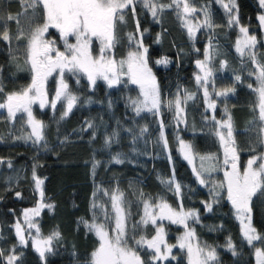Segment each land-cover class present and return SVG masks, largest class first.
<instances>
[{"label":"trees","instance_id":"trees-1","mask_svg":"<svg viewBox=\"0 0 264 264\" xmlns=\"http://www.w3.org/2000/svg\"><path fill=\"white\" fill-rule=\"evenodd\" d=\"M156 4L166 6L163 10L158 8L156 18L135 3L134 12L133 6L125 10V22L118 28L114 52L123 56L133 49L127 41L129 33L143 34L148 65L157 80L163 104L160 115L136 116L127 100L135 98L137 90L125 82L114 89L99 82L91 89L84 79L77 82L72 76L68 77L69 90L78 100L68 116L61 119L66 110L63 102L55 109L34 110V117L45 125L44 139L39 143L28 139L29 130L23 116L11 123L5 112L0 113V250L4 252L0 264H6L5 257L14 245L17 264H89L99 240L81 220L92 222L93 214L98 213L93 204L98 201L108 209L109 202L103 190L111 195L115 189L123 193L125 204L122 206L131 213L126 221L129 237L151 238L161 226L169 243L174 244L175 237L185 226L138 224L144 212L143 200L153 205L163 200L176 210L182 205L183 210L197 212V221L188 222L186 229L194 230L202 246L216 250L215 264H254L255 248H264L259 241L254 242L253 247L242 239L227 198L226 185L223 189L216 187L224 181L222 153L213 127L204 121L208 114L194 80V63L204 59L208 44L210 58L207 63L213 73L209 90L211 100L216 103L213 116L223 119L225 107L228 109L238 165L242 170L248 158L263 152L264 124L258 115L255 91L249 87L253 85L248 76L251 64L248 59L239 58L234 50L236 29L228 26L214 0H189V6L197 10L191 15L192 19L205 21L207 12L212 24L211 27L203 24L190 38L173 0H156ZM23 11L21 0H0V17L4 18L0 19V33L7 30L11 37L8 41L0 38V86L3 87L0 103L5 102L7 94L21 91L31 81L32 73L26 62L27 39L16 37L21 29L27 36L31 28L42 24L43 12L42 8L38 9L37 18L29 24L25 16L19 15ZM28 11L31 14V10ZM258 13L257 0H235L238 25L257 37V48L261 50ZM9 15L18 17V22L7 19ZM158 59H166L168 63L158 66ZM223 62L226 63L222 66ZM236 76H240V80L237 81ZM49 86L52 97L54 82ZM226 88L235 91L226 97L215 96V91ZM188 94L193 98L182 103L183 125L176 129L168 102L176 95L184 101ZM161 122L166 145L157 139L162 130V127L159 130ZM177 135L192 145L194 167L201 173L204 184L198 183L190 166L180 158ZM109 137L111 141L106 143ZM207 155L216 157L204 162L205 167L214 168L211 172L200 167L199 157ZM36 178L43 181L41 192L47 205L37 220L40 234L46 238L53 232L60 233L54 238L52 251L44 262L29 244H18L12 227L21 210L38 201L34 190ZM176 183L181 185L180 194L175 191ZM216 192L220 195L216 196ZM250 208L252 226L258 234H264V195H255ZM133 225H137L135 231ZM229 238L234 250L227 247ZM129 244L147 264L152 255L147 247L137 246L132 240ZM154 264H187L186 252L176 248L169 260Z\"/></svg>","mask_w":264,"mask_h":264},{"label":"snow or ice","instance_id":"snow-or-ice-1","mask_svg":"<svg viewBox=\"0 0 264 264\" xmlns=\"http://www.w3.org/2000/svg\"><path fill=\"white\" fill-rule=\"evenodd\" d=\"M135 0H21L22 8L24 11L19 15H23L29 21V24L34 22L38 16V9L42 8L43 23L30 29V32L25 36L24 31L21 29L17 35V39H27V63L30 64L32 72L31 83L24 87L21 91H14L6 96V101L0 103V109L6 108L9 118H15L18 112L27 113L28 124L31 126L32 132L28 139L34 138V143H39L44 139L43 129L45 125L33 116L32 105L39 103L40 108L49 105L55 109L57 102L66 101V110L62 113L61 119L68 116L75 106L78 97L73 95L69 90V85L64 80L65 71L76 75L83 73L87 76L88 81L95 85L98 78L107 81L109 87L121 83V78L127 76L132 84L139 85L142 99L132 100L135 106L137 115L144 110L149 112H159L161 107V98L159 86L156 78L152 73L151 68L148 66L147 51L143 47L142 41L137 42V51H129L127 57L117 60L111 54V50L118 43L116 35L117 22H125V10L129 6L134 8ZM145 8L151 11L155 17L158 8L163 10L165 5H157L155 0H142ZM183 4V14L187 15L194 13L197 10L189 6V0H173V4L179 8ZM260 4L264 7V0H260ZM172 5H167L171 7ZM223 7L231 13L232 8L228 4ZM31 10L29 14L28 10ZM206 19L204 24L211 27V20L209 14L205 12ZM0 19H4L0 17ZM7 19H17L9 15ZM260 25L264 26V14L258 17ZM238 23V17L231 18L229 24ZM189 34H193L194 27L187 25ZM196 27H199L198 25ZM56 29L59 32V38L63 41L64 50L61 51L56 47L55 40L45 39V34L49 29ZM137 30L139 24L137 22ZM243 38L237 41L236 50L243 56L247 51L250 60L252 61L254 70L250 75H255L258 86L254 89L257 93L259 118L264 121V63L257 59L256 52L254 51L257 44V37L249 35L248 29L241 27ZM69 37L75 38V43L69 42ZM0 38L5 41L11 39L7 30L0 33ZM93 39L98 40L99 55L93 56L92 44ZM129 41L135 40L133 33L128 34ZM143 49L140 51L139 49ZM209 54L206 50L205 60H198L197 66L200 68L203 75H196L198 85L203 87V93L207 107L213 111L216 108L215 101L210 100L211 94L209 93V81L212 77V69L206 66ZM156 63L167 64L168 61L158 60ZM226 62L222 63L225 64ZM58 72L60 76L59 87L55 91V97L49 101L48 92L46 89V82L53 73ZM235 79L240 80V76ZM251 88L252 86L249 85ZM214 88V82H213ZM234 88H226L222 91H215L217 97H226L229 93L234 92ZM0 92H3V87L0 86ZM193 95L188 94L185 100L182 101L178 96L175 101H169V107L175 105L177 115L182 113L184 109L181 107L182 103L186 100L192 99ZM111 103V102H109ZM224 112L227 114V119L223 121H216L218 127L216 135L219 137L220 143L224 151V165H231V170L224 171V181L220 182L216 187L223 189L226 184L228 199L236 208L238 215L243 219L247 217L248 224L243 226V235L249 245L255 247L254 242L259 241L264 244V234H258L257 230L251 226L250 223V201L257 195H264V154L254 155L248 161L243 171L238 165V154L236 141L233 135L232 117L228 114V109L225 107ZM215 120V116L212 117ZM89 123V127H91ZM161 127L163 124L161 122ZM146 129H142L145 131ZM161 138L166 139L161 132ZM111 138L106 140L109 143ZM264 143V141H262ZM181 151L184 153L186 159L191 163L194 159L192 154V145L180 140ZM201 169L205 172L214 170L212 167H205V161L215 160L214 155L200 156ZM117 162H122L117 160ZM11 166V165H9ZM95 167V164L93 165ZM197 177L201 173L196 171ZM35 176V172L33 173ZM43 181L36 179V187L40 189ZM200 183L204 184L205 180L200 179ZM105 195H108L107 190H103ZM175 191L177 194L181 192V185L175 184ZM17 196L20 193L16 194ZM41 195L43 193L41 192ZM141 193V197H143ZM216 196L220 193L216 192ZM111 207L114 212V226L113 216L108 213L103 205L93 204V208L99 207L103 212V222H96L97 218L93 214V221L81 220L89 231H94L99 238V246L91 253V260L89 264H146L138 251H136L129 244L132 240L135 245L153 250L152 255L147 264H154L157 260H166L172 252L175 245L167 244L164 236L163 227L156 228V234L147 239L141 236L136 239L135 236L129 237L127 230V217L131 214L122 205L125 204L123 193L119 189L113 190L110 195ZM144 212L138 224L147 226L149 223L156 225L158 220L168 219L174 224H182L187 228V220L189 217L196 216L195 212L184 211L183 206L177 211L166 201L161 200L159 203L151 204L147 200H143ZM45 205L40 204L34 209L24 210V221L28 225L29 231L35 228L37 236H39V227L32 223L29 213L32 216H38L40 209ZM51 207V205H48ZM211 209V204L207 205ZM16 234L19 237L21 245L27 243L24 235V230L21 228L20 222L16 224ZM137 225H133L135 231ZM60 236L59 232H53L46 238H34L32 240L33 246L39 252L41 258H44L46 252H51V244L54 238ZM195 237L194 230L186 231L185 234L179 238L180 248H187L188 264H209L210 261L217 259L216 250L212 248L206 251L204 247L199 244L193 245L192 239ZM163 246V250H162ZM15 245L10 250L6 259V264H17L18 257L15 255ZM227 247L234 250V245L229 238ZM0 257H4L3 250H0ZM256 264H264V248H255ZM175 259V257H173Z\"/></svg>","mask_w":264,"mask_h":264},{"label":"rangeland","instance_id":"rangeland-1","mask_svg":"<svg viewBox=\"0 0 264 264\" xmlns=\"http://www.w3.org/2000/svg\"><path fill=\"white\" fill-rule=\"evenodd\" d=\"M214 2H215V3L217 4V6L221 9V11L224 13L225 18H226V22H227L228 26L234 27V28L236 29V32H237V38H236V42H235V45H234V50H235V52H236V54H237V56H238L239 58H242L243 60L248 59V60H249L248 62L251 64V65H250V70H249V72H248V76L251 78V80H252V82H253V85H251V86H252V90L254 91V89L258 86V84H257V81H256V79H255V75H250V73L253 72L255 66L253 65L252 61L250 60L247 51L245 52V54H244L243 56H241V54H240L239 52H237V50H236L237 41L243 38V34H242L241 31H240V29H241L242 26L238 25V23H232V24H229V20H230L231 18L236 17V15H235V0H214ZM155 3H156V0H155ZM135 4H138V5L142 6V7H144V5H143V3H142V0H135ZM224 4H228V5L232 8L231 13H229V12L223 7ZM173 5H174V4H173ZM174 6H175V5H174ZM257 6H258V8H259V13H258V15H257V21H258V24H259V26H260V31H261L262 49L259 50V49L257 48L258 45L256 44L254 51L256 52L257 59L260 60L262 63H264V26H261V25H260V22H259V19H258V17H259L260 15L264 14V7L261 6V4H260V0H257ZM175 7H176V6H175ZM144 8H145V7H144ZM176 8H177V7H176ZM146 9H147V8H146ZM177 10H178V13H179V18H180V20H181L182 26H183V28L186 30V32H187L188 34H189V31H188V27H187V25H192V26L194 27V32H193V34H191V35L189 34L190 38H191V37L193 38V37L195 36L196 32L198 31V29H199L200 27H202V25L204 24V19H203V18H202V20L200 19L199 22H196L195 20H193L192 17H191V15L194 14L195 12H194V13L187 14V15H184V14H183V11H182V10H183V5H182V4L180 5V7H179ZM150 12H151V11H150ZM151 15H152V14H151ZM152 17H153V18H156L157 15H156L155 17L152 15ZM120 25H123V23L117 22V26H116V35H117V31H118V28H119ZM197 25H198L199 27H196ZM51 31H52V28H50V29H49V32L45 34V39L49 40V37H50ZM56 31H57V30H56ZM57 33H58V35H57V39L55 40V41H56V47H58L61 51H63V50H64L63 41L59 38V32H58V31H57ZM142 37H143V34H139V35L135 36V40H134V41H131V42H130L129 39H128V35H127V41H128V44H129L130 46H132L133 49H130V50H128L127 52H125V54H124L123 56H117V54H115V52H114V48H113V49L111 50V54L114 55V57H115L117 60H120V59H124V58H126V57H127V54H128L129 51H137V46H136V45H137V42L142 41ZM69 42H70V43H75V38H74V37H69ZM116 44H117V43H116ZM142 44H143V42H142ZM115 46H116V45H115ZM115 46H114V47H115ZM99 47H100L99 41L93 39V44H92V53H93V56H98V55H99ZM143 47L147 48L144 44H143ZM257 49H258V50H257ZM139 50L142 51L143 49L141 48V49H139ZM206 50H207V52H208V54H209V52H210V48H209V45H208V44L205 45V52H206ZM209 58H210V54H209ZM158 60H164V59H158ZM158 60H157V61H158ZM204 60H205V57H204L203 60H200V61H204ZM196 62H197V61H196ZM196 62L194 63V66H195L194 80H195L196 86H197V88H198V91H199V93H200V95H201V97H202V100H203V103H204L205 111H206L207 114H208L204 121H205L206 123L210 124V125L213 127V129H214V134H215L216 139H217V141H218V144H219V147H220V150H221V153H222V158H223V161H224V151H223V146H222L221 143H220L219 137L216 135L217 130H218V127H219V126L217 125L216 121H223V120H226V119H227V114H224V115H223V119H221V118H220V119H215V120L212 119V117H213V112H214V111H213L212 109H209V108L207 107V102L205 101V98H204L203 87H202L201 85H198V84H197V81H196V75H203V73L201 72L200 68L197 66V63H196ZM28 65H29V67H30V64H29V63H28ZM157 65H158V66H163L164 64H163V63H160V64L157 63ZM148 66H149V65H148ZM206 66L209 68L208 63L206 64ZM149 68H150V66H149ZM151 70H152V69H151ZM31 73H32V72H31ZM152 73H153V71H152ZM153 75H154V73H153ZM71 76H72L77 82H79L81 79H84V81L89 85V87H90L91 89H93L94 86H95V85H92V84L88 81L87 76H86L85 74H83V73H78V74H76V75H73L72 73H69V72L65 71V73H64V80H65V82H66L67 84L69 83V82H68V77H71ZM154 76H155V75H154ZM212 77H213V73H212ZM212 77L210 78V81H209V88L211 87V84H212ZM31 78H32V77H31ZM59 80H60L59 73H58V72H55V73L52 74L51 77H49V79H48L47 82H46V89H47V92H48V99H49V101L52 100V99L55 97V91H56V89L59 87ZM51 82H54V91H53V95H52V97L49 96V87H50L49 84H50ZM99 82H102L104 85H106L108 89H114V88L118 87V86H119L121 83H123V82H125V83L129 84L130 86L136 88V90H137V96H136L135 98H132L131 100H130V99L127 100V105H128V107H129V109H130V110H131L136 116H139V115H141V114H158V115H160L161 112H162L163 104H162V102H161V107H160V109H159V112H156L155 110H154L153 112H149V111H147V110H144V111H141V112L137 115L136 110H135V106L132 104V100L142 99V96H141V93H140V88H139V85L132 84V83L129 81V78H128L127 76H124V77L121 78V83L116 84V85H113V86H111V87H109L107 81H105V80H103V79H100V78H98V79L96 80V83H95V84H97V83H99ZM156 82H157V80H156ZM30 83H31V81L29 82V84H30ZM68 85H69V84H68ZM209 93H210V90H209ZM210 94H211V93H210ZM255 94H256V101H257V105H258L257 93L255 92ZM177 97H178V95L174 96L173 101H175V99H176ZM160 98H161V97H160ZM180 99H181V98H180ZM210 100H211V96H210ZM5 101H6V100H5ZM58 103H60V102H57V104H58ZM63 103L65 104V107H66V101H63ZM47 107H50V106H49V105H46L44 108H40L38 102H37L36 104H33V105H32L33 116H34V110H35V108L46 109ZM181 107H182V104H181ZM169 108H171V113L173 114V126H174L176 129H179V128L183 125V112L180 113L179 115H177V111H176V108H175V105H174V104H173L171 107H169V104H168V109H169ZM52 109H53V108H52ZM257 110H258V115H259V108H258V106H257ZM3 112H5V114H6L7 117L9 118V116H8V112H7V109H6V108L0 109V113H3ZM19 116H23V117L25 118V123H26V126L28 127V130H29V134H28V137H29V135H30L31 132H32V129H31V126H30V125L28 124V122H27V121H28L27 113L18 112V113L16 114L15 118H16V117H19ZM15 118H9L10 122L13 123V121L15 120ZM37 120H38V119H37ZM262 122H263V124H264V121H262ZM159 130H161V124H160ZM162 131H163V127H162L161 132H162ZM161 132H160V135H157V136H158L157 139H158L159 142L164 143V139L161 138ZM29 140H30L31 142L34 143V138H33V139H29ZM180 140H182V139L179 137V135H177V151H178V154H179L180 158H181L183 161H185V162L190 166V169H191V173H192V175L194 176L195 179H197L198 183L201 184V183H200V179H201V178H200V177H197L196 172L193 171V168H194V162L192 161V162L190 163L189 160L185 158L184 153L181 151ZM263 141H264V135H263ZM262 154H264V143H263V152H262ZM249 159H250V158H248V159L245 161V165H244V167L246 166L247 161H248ZM223 166H224V169H223V176H224V171H225V170H229V171H230V170H231V165L229 164V165L225 166L224 163H223ZM244 167H243V169H244ZM243 169H242L241 171H243ZM36 179H37V178H36ZM36 179H34V190H35V193H36V195H37L38 201L36 202L35 205H33V206H31V207H27V208L22 209L21 212H20V214H19V216H18V218L15 220V222L13 223V226H12V227H13V230H14V233H15V235H16V237H17L18 244H19L20 246H26V245L29 244V245H30L35 251H36V249H35V247L33 246L32 240H33L34 238H41V239H42V238H45V237H42L40 233H39V236H37V233H36L35 228H33V229H31V230L29 231V229H28V225H27V224L25 223V221H24V210H25V209H34V208H36L38 205L43 204V205H45V206L42 207V208L40 209V212H39V215H40L41 211L47 206V205L45 204V202H44V199H43L42 195H41V187H42V185H41L40 189H37V187H36ZM225 185H226V184H225ZM102 193H103V192H102ZM105 198H106V200H108V202H109V208L106 209V210L108 211V213H109L110 215L113 216V224H112V226H114V212H113V209H112V207H111L110 195H105ZM227 198H228V195H227ZM100 200H101V199H100ZM228 201H229V203H230V206H231V209H232L233 216H234L235 220H236V221L238 222V224H239V228H240V233H241L242 239L247 243V241H246V239L244 238V235H243V226H244L245 224H248V223H249V220H248L247 217H244V218L242 219V218L238 215V213H237V211H236V208H235L234 205L231 203V201H230L229 199H228ZM102 202H103V201H102ZM102 202H100V203H102ZM95 204H96V205H100V204H99V201L96 202ZM102 205H103V204H102ZM103 206H104V205H103ZM97 209H98V213H97V215H96V218H97V221H96V222H98V223H99V222H103V212L101 211V209H100L99 207H97ZM177 211H179V210H177ZM184 211H186V212H187V211H192V212H195V213H196V216H194V217H189V218H188L187 223L190 222V221H195V220L197 221L198 216H197V212H196V211H194V210H184ZM39 215H38V216H32L31 213H29V216H30V219H31L32 223L36 224L37 226H38V224H37V220H38V218H39ZM249 215H250V223H251V212H250ZM18 221L20 222L21 228L24 230L25 239H26V241H27V243H26L25 245H21V244H20V242H19V237H18L17 234H16V227H15V226H16V224H17ZM92 221H93V220H92ZM160 223H170V224H172V225H174V226H176V227H184V225H182V224H174V223H172L171 221H169L168 219L158 220L156 226H159ZM150 224H151V223H150ZM251 226H252V223H251ZM160 227H161V226H160ZM252 227H253V226H252ZM189 230H191V228H188V229L183 228V231H182L181 233H179V234L175 237V239H174V240H175V241H174V244H170V243H169V241H168V237H167V235H166V233H165V230H164V236H165V240H166L167 244H169V245H175V247L172 248V252H171V254L169 255L168 259H166V260H157V261H158V262H161V263H164V262H166L167 260H169V259L172 257V253H173V250H174V249H176V248L182 249V248L179 247V243H180L179 238L182 237V236L185 234V232H186V231H189ZM93 232H94V231H93ZM94 233H95V232H94ZM97 238H98V237H97ZM147 239H151V238H147ZM98 240H99V238H98ZM53 241H54V239H53ZM53 241H52V242H53ZM191 242H192L193 245L199 244L201 247H204V246H202L200 243H198L196 237H194V238L192 239ZM247 244H248V243H247ZM248 245H249V244H248ZM51 248H52V244H51ZM204 248H205L206 251L211 250V248H207V247H204ZM147 250H149L151 253L153 252V250H151V249H147ZM162 250H163V246H162ZM182 250H184V251L186 252L187 264H188L187 248H183ZM36 252H37V251H36ZM37 253L39 254V252H37ZM48 253H50V252H46L44 258H41L43 262H44V259L46 258V255H47ZM10 254H11V252H10ZM39 256H40V254H39ZM40 257H41V256H40ZM5 258H6V257H5ZM157 261H155V262H157ZM215 261H216V260H214V261H210L209 264H215ZM5 262H6V259H5ZM254 264H256L255 252H254Z\"/></svg>","mask_w":264,"mask_h":264},{"label":"flooded vegetation","instance_id":"flooded-vegetation-1","mask_svg":"<svg viewBox=\"0 0 264 264\" xmlns=\"http://www.w3.org/2000/svg\"><path fill=\"white\" fill-rule=\"evenodd\" d=\"M57 35H58V33H57L56 29H52L49 40H56Z\"/></svg>","mask_w":264,"mask_h":264}]
</instances>
